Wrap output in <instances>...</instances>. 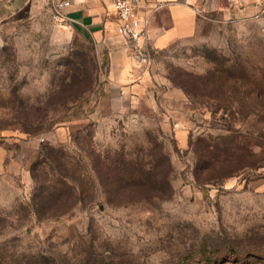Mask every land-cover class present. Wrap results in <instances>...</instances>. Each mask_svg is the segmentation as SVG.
<instances>
[{
    "label": "rangeland",
    "instance_id": "rangeland-1",
    "mask_svg": "<svg viewBox=\"0 0 264 264\" xmlns=\"http://www.w3.org/2000/svg\"><path fill=\"white\" fill-rule=\"evenodd\" d=\"M217 1L144 68L113 24L90 35L55 0H0V264H264L247 258L264 234V104L186 91L225 66L241 92L264 87V5ZM124 69L139 78L119 85ZM208 159L219 175L248 168L200 185Z\"/></svg>",
    "mask_w": 264,
    "mask_h": 264
},
{
    "label": "crops",
    "instance_id": "crops-1",
    "mask_svg": "<svg viewBox=\"0 0 264 264\" xmlns=\"http://www.w3.org/2000/svg\"><path fill=\"white\" fill-rule=\"evenodd\" d=\"M71 6L64 10L66 19L78 25L90 35L100 36L114 24L113 7L106 0H70ZM243 13L260 11L264 0H230ZM217 0H148L144 11L151 16L150 47L164 49L181 39L195 35L199 17L204 11L216 7ZM139 78L138 72L124 69L117 78L119 85H126L128 76ZM123 83V84H122ZM131 89L133 85H130ZM127 89V88H126Z\"/></svg>",
    "mask_w": 264,
    "mask_h": 264
},
{
    "label": "trees",
    "instance_id": "trees-1",
    "mask_svg": "<svg viewBox=\"0 0 264 264\" xmlns=\"http://www.w3.org/2000/svg\"><path fill=\"white\" fill-rule=\"evenodd\" d=\"M189 80L190 82L194 85V88H189L187 86L186 91L190 94H197L201 95L202 97H206L210 100L213 101H219L220 103L229 104L231 101H239L238 95L241 93L242 94V100H245L248 102L250 99L252 101H258L260 102L259 104H264V87L262 88L261 86L255 88L254 90H247L241 92V89H243L242 86H240V79L237 77L235 73L234 68H228L224 67L222 69L216 70L214 72H209L208 74L204 76H195V75H189ZM199 84L202 85L204 88L199 91L198 93L193 91L195 89H199ZM242 84V83H241ZM261 87V88H260ZM192 89V90H191ZM253 96V97H251ZM229 106H226V108ZM248 110L250 108H247ZM253 113V112H252ZM156 150H157V155L159 159L163 160L165 162L163 165H157L155 167L156 169V193L157 197H161L163 199L166 193L170 192L171 185H170V175L172 173V166L170 159L168 155L165 152V149L162 144H155ZM237 150V149H235ZM205 151L209 154L212 155V152L215 151V147L209 145L206 147ZM209 159L203 162L196 170L195 173V179L198 184L200 185H206V184H211L212 182L216 181H221L223 179L230 178L237 174L240 170L243 168H248L247 166H243L239 170H233L231 172H228L223 175H219L222 173H219L216 169L211 170V165H209ZM249 166V165H248ZM241 172V171H240ZM135 173H137L138 176H142L138 171H132L129 172V182H134L137 179L134 178ZM147 179L143 176L142 182ZM116 184H114L115 186ZM71 209V208H70ZM68 212V208L64 210L62 214H65ZM253 235L249 238L248 246L249 252L247 253V258H252L256 257L257 259H262L264 257V234H261L260 232H253ZM236 253H238L236 251ZM257 255V256H256ZM228 257V256H227ZM264 259V258H263ZM228 258L224 259V262H228ZM236 260L235 262H237Z\"/></svg>",
    "mask_w": 264,
    "mask_h": 264
},
{
    "label": "built area",
    "instance_id": "built-area-1",
    "mask_svg": "<svg viewBox=\"0 0 264 264\" xmlns=\"http://www.w3.org/2000/svg\"><path fill=\"white\" fill-rule=\"evenodd\" d=\"M12 4L15 0H3ZM113 7L114 30L129 46L134 60L140 67L150 68L152 64L150 41L151 16L144 11L148 0H106ZM54 5L59 15L71 6L70 0H55Z\"/></svg>",
    "mask_w": 264,
    "mask_h": 264
},
{
    "label": "water",
    "instance_id": "water-1",
    "mask_svg": "<svg viewBox=\"0 0 264 264\" xmlns=\"http://www.w3.org/2000/svg\"><path fill=\"white\" fill-rule=\"evenodd\" d=\"M2 44V41H1V39H0V45Z\"/></svg>",
    "mask_w": 264,
    "mask_h": 264
}]
</instances>
